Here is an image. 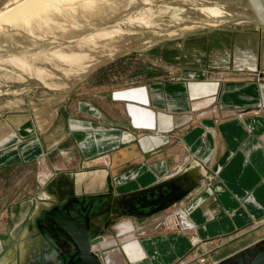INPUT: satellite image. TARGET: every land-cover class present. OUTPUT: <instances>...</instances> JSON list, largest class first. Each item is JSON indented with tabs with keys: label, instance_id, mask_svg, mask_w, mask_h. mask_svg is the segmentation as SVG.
I'll list each match as a JSON object with an SVG mask.
<instances>
[{
	"label": "rangeland",
	"instance_id": "rangeland-1",
	"mask_svg": "<svg viewBox=\"0 0 264 264\" xmlns=\"http://www.w3.org/2000/svg\"><path fill=\"white\" fill-rule=\"evenodd\" d=\"M47 1H42L43 7L50 6L52 0ZM88 1L71 0L70 4L66 3L65 7L72 10L69 13L65 11L64 16H54L56 24L50 22L46 29L39 23L33 24L38 21L34 19L32 10L39 8L37 1L36 8L33 4L27 13L29 16H15L0 26V141L10 133L12 136L15 128L30 119L34 121L35 129L41 125L43 142L51 152L46 163L36 162L33 151H22L28 139L18 135L17 131L12 145L9 142L7 147L1 148L3 151L0 149V231L23 221L21 227H28L30 231L31 214L26 221L23 217L29 209L30 213L36 211V204L31 200L39 197L56 168L63 169L58 175L62 179L67 176L65 172H70L64 169L77 166L78 155L71 161L63 154L65 151L69 154L75 148L71 136H68L69 120L71 116L80 115L77 110L80 103H92L110 120L125 126L130 122L138 128L129 108L134 112L141 107L148 109L145 102L137 101L133 96L136 94L139 99L141 91L146 95L142 97L148 99L149 86L176 81L264 83V6L260 10L257 8L258 11L254 9L257 13H250L254 20L249 16L245 21L237 19L239 22L226 23L233 21L225 18L231 12L219 11L210 15L211 11L208 12L206 7L202 8L204 11H193L199 9L196 4H201V0H134L132 6L128 0H121L120 5V0L112 5H106L107 0H91L96 2L84 6ZM252 1H235L230 4L236 7L229 8L240 11L244 8L239 3L258 2ZM263 1L260 0L262 4ZM10 4L6 5L7 13L14 6L7 9ZM132 15L153 23L122 26L124 21L134 22ZM29 19L33 20V29L29 26L31 23L27 24ZM136 114L139 115V111ZM142 131L143 136H149V128ZM177 143L178 139L174 145ZM13 153H19L18 159ZM43 158L46 160L47 155ZM200 174L204 179L194 191L202 185H206V189L212 187L214 180L207 181L201 169ZM94 195L95 192L86 193V201ZM40 201V205L54 204L50 198ZM173 212L172 207L149 219H137V227H142L147 237H153L160 230L157 225L160 216ZM130 221L125 217L106 229L104 240L96 250L100 257H114V252L119 249L122 263L133 264L134 254L145 256L138 249L140 236ZM161 222L159 220V224ZM122 223L128 224L120 227L125 231L118 228ZM258 223L259 226H250L229 236L199 239L195 243L193 240L197 237L190 234V251L173 264H215L263 239L264 220Z\"/></svg>",
	"mask_w": 264,
	"mask_h": 264
},
{
	"label": "crops",
	"instance_id": "crops-1",
	"mask_svg": "<svg viewBox=\"0 0 264 264\" xmlns=\"http://www.w3.org/2000/svg\"><path fill=\"white\" fill-rule=\"evenodd\" d=\"M147 92L148 99L141 91L139 99L136 94L133 99L145 102L148 109L137 108L138 115L129 108L138 128L130 122L125 126L110 120L92 103H80V115L69 120L68 136L75 148L63 154L71 161L78 155L77 166L64 169L70 172L62 179L58 175L63 169L55 167L53 177L45 180L42 193L32 203L39 207L40 199L51 198L47 186L56 180L76 193L105 192L112 187L114 194L120 195L149 188L199 165L207 181L214 180L212 187L202 185L176 204L173 213L160 216L157 235L147 237L143 228L137 227V220L128 217L140 236L138 249L145 254H134L133 264H173L190 251V234L207 240L259 226L264 220V111H260L264 110V83L176 81L149 86ZM120 113L118 110V116ZM33 123L29 119L15 130L28 139L22 151L30 149L36 162L46 163L51 152L43 142L41 125L35 129ZM148 128L145 137L142 130ZM15 132L0 141V149L9 142L12 145ZM176 139L179 143L174 145ZM18 154L12 155L18 159ZM32 213L29 209L23 219ZM23 224L15 222L0 231V264H28L25 244L29 229L22 228ZM122 225L128 224L118 228ZM120 257L118 249L114 257L104 255L101 259L104 264L107 258L124 264Z\"/></svg>",
	"mask_w": 264,
	"mask_h": 264
},
{
	"label": "water",
	"instance_id": "water-1",
	"mask_svg": "<svg viewBox=\"0 0 264 264\" xmlns=\"http://www.w3.org/2000/svg\"><path fill=\"white\" fill-rule=\"evenodd\" d=\"M201 167L191 166L149 188L115 195L113 188L97 192L86 201V193L53 181L47 188L52 206L40 205L31 215L26 242L28 264H104L94 251L103 234L118 220L149 219L172 208L191 194L204 179ZM100 204V206L97 205ZM151 208L148 212L145 210ZM44 217L41 218L43 211ZM16 251L10 259L15 258ZM215 264H264V238Z\"/></svg>",
	"mask_w": 264,
	"mask_h": 264
},
{
	"label": "bare ground",
	"instance_id": "bare-ground-1",
	"mask_svg": "<svg viewBox=\"0 0 264 264\" xmlns=\"http://www.w3.org/2000/svg\"><path fill=\"white\" fill-rule=\"evenodd\" d=\"M39 2L40 4H38L39 5V8H36V4H37V2ZM42 1H44V0H0V26H1V24H2V22H4L5 20H7V19H13L15 16H18V15H28L29 16V14H27V13H30L29 12V10H30V8L32 7H34L33 6V4H35V7L34 8H36V9H32L33 10V14H34V19L35 20H37L38 19V21L36 22H34L33 24H40L41 26H43V27H45V26H48L49 24H50V22H53V24H56L55 22V20H53V19H56L57 18V16H64V12L66 11V12H68L69 13V10H72L71 8H68L67 9V7L68 6H66L65 7V4L66 3H68V4H70V2H71V0H52L51 1V4H50V6L49 7H43V2ZM50 1V0H49ZM49 1H47V2H49ZM86 1V0H85ZM98 1V0H97ZM116 0H107L105 3H106V5L108 4V5H112L113 3H116L117 4V2L119 1H117V2H115ZM129 2V4L131 3V6H132V4H135V1H134V3H132V2H130V0H128ZM159 1V0H158ZM158 1H156V2H158ZM161 1V0H160ZM236 2H244V1H249V0H235ZM234 0H201V1H199V2H201V4H196L197 5V8H199L198 10H193V11H201L202 10V8L203 7H206L207 8V11L209 12V11H211L210 12V15H213V13H215V14H217L219 11H223V12H231V13H229V14H227V15H225V18L226 19H233V21H228V22H226V23H231V22H239V20H237V19H244V21L245 20H248V18H249V16H252V19H253V17H254V13H257V8L259 9L260 7L261 8H263L262 6H264V4H262L261 2H260V0H257L258 2L256 3V2H254V3H252L253 1L252 0H250V1H252V2H250V3H239L238 5L240 6V7H243L244 9H240V11L239 10H236V8H234V10L235 11H232L229 7H236V6H233V5H231L230 3H234L235 2ZM46 2V3H47ZM92 2H96V1H91V0H89L87 3H85V4H83L84 6L86 5H90V4H93ZM264 2V1H263ZM8 3H12V4H10L9 5V7L7 8V9H10L12 6H13V4H14V6L12 7V9H10V13H7L6 12V5L8 4ZM122 2H121V0H120V2H119V4L118 5H120ZM125 3H127L126 1H125ZM125 3H124V5H125ZM45 4V3H44ZM48 4V3H47ZM99 4V3H98ZM217 4H219V7L218 8H216L217 7ZM46 5V4H45ZM44 5V6H45ZM105 5V6H106ZM199 5H201V7H198ZM76 6V5H75ZM91 6V5H90ZM114 6V5H113ZM126 6V5H125ZM128 7L130 6V5H127ZM195 6V5H194ZM38 7V6H37ZM124 7V6H123ZM91 8V7H90ZM116 8V7H115ZM216 8V9H215ZM76 9V8H75ZM94 9H95V7H94ZM101 9V8H100ZM99 9V10H100ZM131 9V8H130ZM212 9V10H211ZM233 9V8H232ZM248 9V10H247ZM254 9H256L257 11L255 12V10ZM120 10V9H119ZM129 10V9H128ZM137 10V9H136ZM260 10V9H259ZM12 11V12H11ZM103 11V10H102ZM133 11H135V10H133ZM138 11V10H137ZM202 11H204V9L202 10ZM206 11V10H205ZM71 13L73 12V11H70ZM232 12H234V13H232ZM237 12V13H236ZM135 13H137L136 11H135ZM250 13H253V14H250ZM259 13V12H258ZM59 14V15H58ZM77 14V13H76ZM118 14V13H117ZM232 14V15H231ZM31 15V14H30ZM65 15H66V13H65ZM68 15H70V14H68ZM74 15V14H73ZM119 15H121V14H119ZM137 15V14H136ZM142 14L140 13V16H141ZM230 15V16H229ZM239 15H242V16H240V17H237V16H239ZM32 16V15H31ZM30 16V17H31ZM54 16H56V18L54 17ZM133 16V15H132ZM259 16H261V12H260V15ZM29 17V18H30ZM60 17H58V18H60ZM72 17V16H71ZM74 17V16H73ZM77 17V16H76ZM117 17V16H116ZM126 17V16H125ZM134 17V16H133ZM138 17H139V15H138ZM217 17H218V15H217ZM258 17V16H257ZM28 18V17H27ZM261 18V17H260ZM16 19V18H15ZM32 19H33V16H32ZM28 20V22H27V24H30L29 26H30V28L31 27H33L32 25V21L33 20ZM135 19V20H134ZM134 22L132 21V20H130V21H124V22H122V23H124V24H121L122 26H126V25H136L137 26V23L138 24H151L152 25V23L153 22H149V21H147L144 17H139V18H137V16H135L134 17ZM263 19V18H262ZM27 20V19H26ZM57 20V19H56ZM73 20V19H72ZM127 20V19H126ZM236 20V21H235ZM254 20V19H253ZM259 21H260V19H258ZM257 20V21H258ZM18 21V20H17ZM136 21V22H135ZM137 21H139V22H137ZM221 22V21H220ZM254 22V21H253ZM22 23V22H21ZM121 23V22H120ZM119 23V24H120ZM126 23V24H125ZM223 23H225V22H223ZM17 24V23H16ZM2 25H4V23L2 24ZM23 25V24H22ZM51 25V24H50ZM118 26V25H117ZM200 26V25H199ZM7 27V26H6ZM130 27V26H129ZM125 28V27H124ZM207 28V27H206ZM31 29H33V28H31ZM30 29V30H31ZM42 29H44V28H42ZM45 29H46V27H45ZM4 30V29H3ZM6 30H8L7 28H6ZM12 31V30H11ZM20 31V30H19ZM36 31V30H35ZM129 31V30H128ZM0 32H1V30H0ZM9 32V31H8ZM8 32H6V33H8ZM38 32V31H37ZM114 32V31H113ZM10 33V32H9ZM109 33V32H108ZM116 33V32H115ZM17 34V33H16ZM103 34V33H102ZM105 34V33H104ZM2 35V34H1ZM37 35V34H36ZM112 35V34H111ZM110 35V36H111ZM5 36V35H4ZM2 37V36H1ZM11 37V36H10ZM106 37H107V33H106ZM7 38V37H6ZM5 38V39H6ZM34 38V37H33ZM99 38H100V36H99ZM4 39V38H3ZM104 39V38H103ZM56 52V51H55ZM61 51H59V53H60ZM62 53V52H61ZM60 53V54H61ZM59 54V55H60ZM57 55H58V53H57ZM57 55H55V56H57ZM62 56V55H61ZM60 56V57H61ZM57 58H59L58 56H57ZM23 63V62H22ZM24 64H27V66H28V63H24ZM21 65V64H20ZM29 70V69H28ZM114 189V188H113ZM47 197V196H46ZM47 198H49V197H47ZM50 203V202H49ZM175 206V205H174ZM173 206V207H174ZM38 208V207H37ZM37 210V209H36ZM36 212V211H35ZM183 213V212H182ZM198 241V239H194L193 240V242L195 243V242H197ZM199 243V242H198ZM193 244V243H192ZM97 245H99V244H97ZM96 245V246H97ZM96 246H94V249H96L95 247ZM95 251V250H94ZM116 254H117V252H116ZM117 255H119V253L117 254ZM121 258V257H120ZM116 259H118V257H116ZM106 260V264H115V262L114 261H112V259H109L108 260V258L107 259H105ZM120 261V260H119ZM120 263H121V261H120ZM118 264V263H117Z\"/></svg>",
	"mask_w": 264,
	"mask_h": 264
}]
</instances>
